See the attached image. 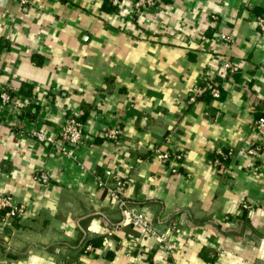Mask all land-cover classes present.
Listing matches in <instances>:
<instances>
[{
	"label": "crops",
	"instance_id": "1",
	"mask_svg": "<svg viewBox=\"0 0 264 264\" xmlns=\"http://www.w3.org/2000/svg\"><path fill=\"white\" fill-rule=\"evenodd\" d=\"M133 1L0 0V80L26 104L17 114L0 103V193L26 205L0 227V264H264V145L240 153L259 141L253 121L264 114V33L254 21L264 0H157L142 17L129 14ZM224 60L240 70L224 71ZM209 78L221 97L191 101ZM70 113L94 138L76 160L19 140L32 123L56 133ZM107 128L119 139L105 138ZM225 145L236 154L213 166ZM158 148L183 152L178 173L154 158ZM106 168L170 232L172 254L98 186ZM38 170L49 183L35 180Z\"/></svg>",
	"mask_w": 264,
	"mask_h": 264
},
{
	"label": "built area",
	"instance_id": "2",
	"mask_svg": "<svg viewBox=\"0 0 264 264\" xmlns=\"http://www.w3.org/2000/svg\"><path fill=\"white\" fill-rule=\"evenodd\" d=\"M113 6L119 7L126 3L127 0H109ZM20 2L27 6L30 0H20ZM157 0H134L129 3V10L131 15L138 14L141 17L146 13L145 9L156 4ZM160 15L159 11L155 12ZM254 21L261 33H264V13L255 14ZM220 40H229V35L224 33L218 36ZM222 69L229 73H235L240 70L239 63L232 60H224ZM203 94H209L212 98L218 99L221 97V84L217 78H209L203 85L197 88L196 92L190 97L191 101H196L197 98ZM0 103L3 105H10L14 108L17 114H23V102L19 101L14 93L11 92L10 87L0 80ZM254 129L259 135V141L248 144L242 151V154L250 156L260 155L264 145V114L257 116L253 121ZM18 136L21 142L27 139H34L41 144H46L51 147L58 154L70 159H77L76 150L79 146L94 143V138L84 130V123L81 115L77 113L68 114L63 122L60 124L56 133H48L46 129L36 123L27 126H22L18 129ZM121 133L118 128H107L103 133L105 138L111 140L119 139ZM167 142L170 138L167 137ZM236 154L233 146L225 145L218 147L213 155L210 157V163L215 167H225L226 160H229ZM154 158L162 162L168 163L173 173H178V168L173 164L183 158V152L173 151L171 149L158 148L154 151ZM34 178L38 183L47 184L50 181V175L45 170H38L34 174ZM98 186L105 189L110 196L112 202L117 204L123 211L126 221L134 227L142 229L147 235L154 239V242L162 246L168 254H172L176 249V245L171 239L169 231H161L158 225L152 221L144 212L133 207L125 196L126 180L119 175L114 169L106 168L102 173L96 175ZM250 202L244 200L241 204L242 208L250 207ZM26 212V205L17 200L11 193H0V227L3 225H11L14 220L20 219ZM91 248L88 246V249Z\"/></svg>",
	"mask_w": 264,
	"mask_h": 264
},
{
	"label": "trees",
	"instance_id": "3",
	"mask_svg": "<svg viewBox=\"0 0 264 264\" xmlns=\"http://www.w3.org/2000/svg\"><path fill=\"white\" fill-rule=\"evenodd\" d=\"M104 6L106 9H111L112 7L115 8V6H113L109 0H104ZM260 13H264L263 10H260V9H257V14H260ZM218 79H221V77H219ZM222 91V90H221ZM201 96H210L209 94H203ZM82 119V118H81ZM213 155V154H212ZM228 160H226L227 162Z\"/></svg>",
	"mask_w": 264,
	"mask_h": 264
}]
</instances>
